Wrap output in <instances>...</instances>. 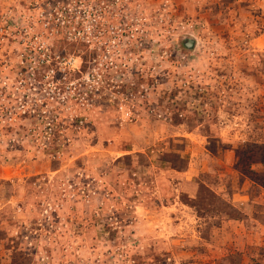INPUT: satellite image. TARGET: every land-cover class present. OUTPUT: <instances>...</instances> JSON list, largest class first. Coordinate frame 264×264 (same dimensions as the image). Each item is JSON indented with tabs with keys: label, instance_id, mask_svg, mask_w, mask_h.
<instances>
[{
	"label": "rangeland",
	"instance_id": "1",
	"mask_svg": "<svg viewBox=\"0 0 264 264\" xmlns=\"http://www.w3.org/2000/svg\"><path fill=\"white\" fill-rule=\"evenodd\" d=\"M0 264H264V0H0Z\"/></svg>",
	"mask_w": 264,
	"mask_h": 264
},
{
	"label": "water",
	"instance_id": "2",
	"mask_svg": "<svg viewBox=\"0 0 264 264\" xmlns=\"http://www.w3.org/2000/svg\"><path fill=\"white\" fill-rule=\"evenodd\" d=\"M181 39L184 41L186 48L192 49L195 46L196 41L194 37L190 35H184L181 37Z\"/></svg>",
	"mask_w": 264,
	"mask_h": 264
}]
</instances>
